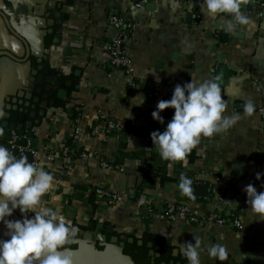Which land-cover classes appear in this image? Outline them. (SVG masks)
<instances>
[{"label":"crops","instance_id":"1","mask_svg":"<svg viewBox=\"0 0 264 264\" xmlns=\"http://www.w3.org/2000/svg\"><path fill=\"white\" fill-rule=\"evenodd\" d=\"M241 10L250 23L229 32L225 24L230 17L208 16L203 0H144L140 4L132 0H0V111L13 118L18 109L27 110L24 104L37 96L38 88L46 94L51 86L55 96L60 88L67 91L62 85L52 87L47 80L33 83L35 74L55 81V71L78 79L75 92L65 100L69 108L79 111L78 120L49 105L43 124L29 140L30 147L41 154L40 166L54 175L55 188L44 198L45 205L58 210L74 228L72 233H77L75 238L71 234L67 243L78 248L62 250L72 264H132L119 240L147 234L169 241V254L174 257V250H178L182 264L189 262L179 245L194 243L193 236L201 241V264H264V219L252 214L244 191L252 184L258 192H264V119L259 112L264 106V6L256 0H245ZM112 13L133 24L128 46L133 70L130 79L112 73L103 49L104 43L117 36L108 28ZM214 78H219L228 115L239 113L243 117V105L248 100L254 101L256 114L242 118L224 134L206 138L196 158L182 167L193 177L192 196L197 198L194 208L198 213L214 205L213 200H206L209 190L218 193L234 188L237 203L243 206V210L238 209L242 216L239 230L209 226L196 229L183 217L168 221L159 213L150 214L139 204L136 190L148 164L129 159L120 170L103 169L102 161H114L120 140L118 136L107 139L93 134L104 115L118 124V131L124 127L132 131L127 140L128 153L149 152L155 145L148 127L152 122L159 123L152 117L158 102L170 100L177 84ZM129 83L137 87L132 89ZM73 85L69 81L66 87ZM153 93L159 97L152 99ZM34 106L32 103L29 110ZM161 115L165 128L174 109ZM12 118L0 120V128L4 121L13 123ZM77 127L82 135L75 146L90 156L88 160L81 155L74 159L62 155L69 141L73 144ZM174 171L171 164L168 173ZM76 187L104 188L119 195L114 206L98 200L100 208L94 219L103 231L81 229L90 221L89 207L75 197ZM146 193L158 212L165 203H175L180 197L173 182ZM33 215L29 213L28 217ZM9 219L21 220L23 216L16 210ZM5 232L0 225V239L9 238ZM113 232L117 235L108 242L107 235ZM100 235L106 237V243L98 242ZM114 238L117 244L112 243ZM215 244L226 248L225 260L209 258L206 249Z\"/></svg>","mask_w":264,"mask_h":264},{"label":"clouds","instance_id":"2","mask_svg":"<svg viewBox=\"0 0 264 264\" xmlns=\"http://www.w3.org/2000/svg\"><path fill=\"white\" fill-rule=\"evenodd\" d=\"M207 15L230 17L225 24L232 32L237 26H246L249 18L241 10L245 0H203ZM174 7L179 4L174 2ZM219 78L177 84L170 100H161L152 117L164 124L161 115L165 110L174 109V115L165 130L154 131L151 139L159 149L162 160L171 164L182 162L187 166V157L201 143L202 138H213L226 133L242 118L256 114L254 101L243 105V117L239 113L228 115V102L217 82ZM157 79V83H159ZM144 103V98L142 102ZM6 114L0 111V120ZM4 135L0 128V136ZM261 179V174H257ZM182 195L192 197V181L180 177L178 185ZM55 188L54 175L44 167L29 162L27 156L17 157L9 148L0 144V225L6 229L8 239H0V264H72L64 256L66 245L74 228L59 215L58 210L47 207L44 198ZM251 212L258 219H264V192H258L252 184L245 186ZM143 203V200H141ZM19 210L23 219H9ZM34 215L29 218L28 214ZM193 242L179 245V250L189 264H201V241L193 236ZM209 258L223 261L227 250L221 244L209 246Z\"/></svg>","mask_w":264,"mask_h":264},{"label":"built area","instance_id":"3","mask_svg":"<svg viewBox=\"0 0 264 264\" xmlns=\"http://www.w3.org/2000/svg\"><path fill=\"white\" fill-rule=\"evenodd\" d=\"M259 5L264 6V0H256ZM109 30L116 32L117 36L110 41H107L103 45V49L106 55L109 57V68L114 75L124 77L125 79H130L132 75L131 59L128 52V46L130 42L131 31L133 30V24L129 20L125 19L117 13H112L109 17L108 22ZM129 87L135 89L137 87L134 83H129ZM152 99H157L159 97L158 93H153L150 95ZM260 115L264 119V106L260 109ZM100 123L97 128L94 129L93 134L95 136H102L104 138H114L113 133L118 131V124L106 116L100 117ZM82 135V131L79 127L74 130L73 144H77ZM21 151H28L33 156V163L40 166L41 154L37 150H33L30 145L24 149L20 148ZM75 150L72 147H65L63 149V157L70 158L69 155H74ZM80 158L88 160L90 156L86 153H81ZM53 155L49 158L52 159ZM102 168L108 170H120L122 167L113 166L111 161H102ZM141 163V162H140ZM97 194L105 203L109 206H114L119 200V195L115 194L104 188H97ZM210 197L214 193V205L209 207L207 212L198 213L195 210V202H187L183 204L175 203H165L162 211H157L154 205L149 202L148 194L143 193L139 197V204L147 209V211L152 215H157L162 219L168 221H174L179 217H183L187 220L190 225H193L196 229H202L204 227L212 228H228L232 230L242 229V216L234 218V214L243 210V206L237 203V194L232 187H228L223 192H213L209 190ZM143 200V203H141ZM209 200V198H206ZM240 206V207H239Z\"/></svg>","mask_w":264,"mask_h":264},{"label":"trees","instance_id":"4","mask_svg":"<svg viewBox=\"0 0 264 264\" xmlns=\"http://www.w3.org/2000/svg\"><path fill=\"white\" fill-rule=\"evenodd\" d=\"M52 36L49 41V44L53 42ZM55 77H57L60 81V84L64 89L67 90L69 96H71L75 90H76V83H78V79L75 75H70L67 77H64L57 72L52 73ZM59 76V77H58ZM72 81L74 85L72 87H66L67 82ZM55 107L63 109L66 113L70 115V118L73 120H78L79 118V111L77 108H69L67 106V103L65 100L58 99L55 97ZM166 128V127H165ZM163 127V124L160 123H151L148 127V136L151 139V133L154 131H160L161 133L165 130ZM132 131L125 128L121 131L114 132L112 136H118L120 140V147L118 153L115 155L114 161L112 163L113 166H119L121 167L124 165V163L129 160H140L143 163L148 164L147 170L141 177V180L139 181L137 185V196L140 197L141 194L146 193L151 188H161L165 186L167 183H175L177 184V189L179 190V183H180V177L186 176L192 181V178L190 173L183 170L182 162H176L173 163L174 165V173L171 175L168 173V167L170 166V163L168 161H164L161 159L159 155V149L155 148V146L152 148L149 152H142V153H128V135H131ZM206 140V138L201 139V143L192 151V153L187 157V160H194L196 158L198 150L202 147L203 141ZM70 145V146H69ZM69 147H72L75 150L74 155H69L72 159L79 157V155L82 153L79 149L76 148L74 144H72L71 141L68 143ZM193 187V186H192ZM76 195L75 197L79 198L81 201H85L89 207L88 214L90 216V221L88 225L81 227V229L84 232H95L98 228V222L94 219L95 215L99 212V204L98 200L101 199L99 195L97 194L96 190L97 188L94 187H76ZM180 191V190H179ZM180 197L175 204H183L187 202H194L197 200L193 196L188 197L185 195H182L181 192L179 193ZM214 198V193L209 198L210 201H212ZM206 202V201H205ZM240 210V209H239ZM240 216V212L237 211L234 214V218H238ZM116 233H108L107 239L108 242L112 239V237H115ZM134 240L132 243L130 240ZM164 238H157L156 241L153 240H147L145 238V235L141 237H135V236H126L124 239H120L119 243L120 245H124L123 247V253L132 258L135 264H178L181 262L180 259L172 257L171 254L165 255L163 254L161 258H158L155 253H162V251L157 250L156 246L161 245V247H167V243ZM153 242L155 247L153 249H150L148 247L149 243ZM78 248V245H74L72 243H66L64 248L62 250L71 249L75 250ZM183 264H185L183 262Z\"/></svg>","mask_w":264,"mask_h":264},{"label":"water","instance_id":"5","mask_svg":"<svg viewBox=\"0 0 264 264\" xmlns=\"http://www.w3.org/2000/svg\"><path fill=\"white\" fill-rule=\"evenodd\" d=\"M144 0H132V3H136V4H140L142 3ZM65 19L67 17H64ZM10 56V55H8ZM11 57V56H10ZM12 58V57H11ZM36 76H34L32 78V82L35 83L36 81L38 83H42L44 80H47L49 83H51L52 87L54 86H61L60 82L58 80H53V78L49 77V78H44L43 76H38L37 74H35ZM70 86L72 85V83L69 84ZM50 87H47L46 94H43V89L42 88H38L36 90V94L37 96L30 97V99H27V103H25L24 105L28 108L27 110L25 109H18L16 115L12 116L7 113L6 118L9 119L10 117L13 119V123H10L8 121H4L1 124V128H3L4 130V135L0 136V141L2 142V145H5V147L9 148V150H11L13 152V154H15L17 157L20 156H27L29 158V162L31 163L33 161V156L30 152L28 151H21L20 148H24L26 149L29 146V140L33 139V137L35 136L34 130L38 127H40L43 124L44 119L47 116V112H48V108L49 105L51 107H55V97H57L58 99H62V100H66L68 98V92L63 90V89H59L57 92V95L55 96L54 93L50 92ZM50 99H52V101H50ZM42 100V101H41ZM32 103L35 104V106L33 107V112L30 113V108L32 107ZM40 104L41 107V111L37 112V106ZM28 116L30 117V120L28 119ZM33 121V122H32ZM35 121V122H34ZM28 124H30L28 126ZM27 129H30L29 132H27ZM207 190V189H206ZM98 230L101 232L103 231V227H99ZM109 231H113V227H108ZM72 237H77V233H72L71 235ZM145 238L147 240L152 239L153 241L157 240V237H152L151 235L147 234L145 235ZM134 240H130V242L132 243ZM98 242H102V243H106V237L104 235H100L98 238ZM112 243L117 244L118 243V239L114 238L112 240ZM170 245V242H167V246ZM121 247L123 248L124 245L122 244ZM150 249L154 248V244L151 243L149 245ZM163 253L165 254H169L170 253V249L169 248H165ZM179 251L178 250H174L173 252V256L175 258L179 257ZM158 258L161 256V254H157L156 255ZM127 260H129L132 264L133 261L131 258L126 257ZM178 264H182V262H179Z\"/></svg>","mask_w":264,"mask_h":264},{"label":"flooded vegetation","instance_id":"6","mask_svg":"<svg viewBox=\"0 0 264 264\" xmlns=\"http://www.w3.org/2000/svg\"><path fill=\"white\" fill-rule=\"evenodd\" d=\"M58 80H59V79H58ZM60 85H61V84H60ZM55 104H56V101H55ZM36 110H37V112H40V111L42 110L41 107H40V104L37 106V109H36ZM47 110H48V109H47ZM32 112H33V111H30V113H32ZM47 113H48V112H47ZM28 119L30 120V117H29V116H28ZM30 121H31V120H30ZM32 122H33V121H32ZM34 122H35V121H34ZM150 240H151V239H150ZM151 243H153V242H150L149 245H150ZM153 244H154V243H153ZM149 245H148V247H149ZM154 247H155V245H154ZM165 248H166V247H164V248L161 247V245L156 246V249L162 251V253H155V254H156V255H157V254H161V256H162V255L164 254L163 251H164ZM165 255H166V254H165ZM161 256H160L159 258H161Z\"/></svg>","mask_w":264,"mask_h":264}]
</instances>
